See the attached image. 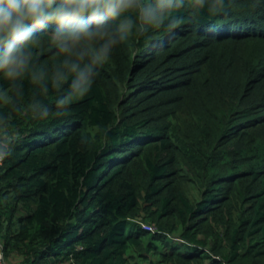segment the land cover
<instances>
[{
	"label": "trees",
	"instance_id": "16d2710c",
	"mask_svg": "<svg viewBox=\"0 0 264 264\" xmlns=\"http://www.w3.org/2000/svg\"><path fill=\"white\" fill-rule=\"evenodd\" d=\"M29 47L46 85L0 76L7 264H264V0H179L84 91L48 28Z\"/></svg>",
	"mask_w": 264,
	"mask_h": 264
},
{
	"label": "clouds",
	"instance_id": "9594fccd",
	"mask_svg": "<svg viewBox=\"0 0 264 264\" xmlns=\"http://www.w3.org/2000/svg\"><path fill=\"white\" fill-rule=\"evenodd\" d=\"M178 3L179 0H0V76L13 84L30 77L44 87L45 73L32 67L29 44L37 28H48L61 51L75 50L78 59H65L64 65L74 74L73 87L84 91L91 84L94 67L108 60L114 45L134 30L145 34L163 26L168 10ZM131 10L134 16L128 14ZM117 20L119 23H113ZM98 39L101 42L90 48L89 44ZM64 76L63 70H57V81ZM5 155L0 152V159Z\"/></svg>",
	"mask_w": 264,
	"mask_h": 264
},
{
	"label": "built area",
	"instance_id": "2783aa9c",
	"mask_svg": "<svg viewBox=\"0 0 264 264\" xmlns=\"http://www.w3.org/2000/svg\"><path fill=\"white\" fill-rule=\"evenodd\" d=\"M2 159H0V166ZM140 227L147 232H153L154 228L150 224H140ZM0 264H7L3 254V244L0 242Z\"/></svg>",
	"mask_w": 264,
	"mask_h": 264
},
{
	"label": "rangeland",
	"instance_id": "374dc122",
	"mask_svg": "<svg viewBox=\"0 0 264 264\" xmlns=\"http://www.w3.org/2000/svg\"><path fill=\"white\" fill-rule=\"evenodd\" d=\"M132 223H135L137 226H140V224H146L142 222V219L138 218L132 221Z\"/></svg>",
	"mask_w": 264,
	"mask_h": 264
}]
</instances>
